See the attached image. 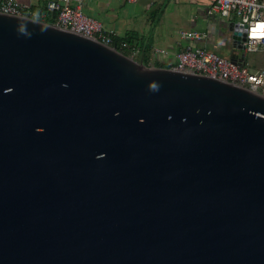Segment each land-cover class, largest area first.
I'll use <instances>...</instances> for the list:
<instances>
[{
    "label": "water",
    "instance_id": "obj_1",
    "mask_svg": "<svg viewBox=\"0 0 264 264\" xmlns=\"http://www.w3.org/2000/svg\"><path fill=\"white\" fill-rule=\"evenodd\" d=\"M0 264H264V96L0 13Z\"/></svg>",
    "mask_w": 264,
    "mask_h": 264
},
{
    "label": "crops",
    "instance_id": "obj_2",
    "mask_svg": "<svg viewBox=\"0 0 264 264\" xmlns=\"http://www.w3.org/2000/svg\"><path fill=\"white\" fill-rule=\"evenodd\" d=\"M12 1L30 7L42 22L51 23L54 19L45 9L48 0ZM78 2L85 15L127 45L122 53L147 66L174 67L176 54L184 45L179 36L184 30L206 34L195 45L226 58L241 55L233 47L229 32V23L237 18L209 13L210 0H138L130 7L125 0H73L72 4Z\"/></svg>",
    "mask_w": 264,
    "mask_h": 264
},
{
    "label": "built area",
    "instance_id": "obj_3",
    "mask_svg": "<svg viewBox=\"0 0 264 264\" xmlns=\"http://www.w3.org/2000/svg\"><path fill=\"white\" fill-rule=\"evenodd\" d=\"M72 1L46 2V11L54 16L51 24L115 47L112 32L104 29L97 20L85 15L80 2L72 4ZM125 1L134 4L138 0ZM208 12L224 17L232 15L237 18L236 23L245 27L244 41L241 43L243 50L237 49L241 55L236 59L226 58L195 45L206 34L200 30H184L179 34L184 45L176 54V64L171 68L217 79L264 96V67L251 69L245 63L249 53L260 54L264 62V27H261L264 26V0H210ZM0 13L26 16L40 21L37 13L30 7L12 0H0ZM125 48L127 45L121 43L120 49Z\"/></svg>",
    "mask_w": 264,
    "mask_h": 264
},
{
    "label": "rangeland",
    "instance_id": "obj_4",
    "mask_svg": "<svg viewBox=\"0 0 264 264\" xmlns=\"http://www.w3.org/2000/svg\"><path fill=\"white\" fill-rule=\"evenodd\" d=\"M133 4H128L130 7ZM246 65L251 69H259L264 67V62L262 61V56L257 53H249L245 58Z\"/></svg>",
    "mask_w": 264,
    "mask_h": 264
},
{
    "label": "clouds",
    "instance_id": "obj_5",
    "mask_svg": "<svg viewBox=\"0 0 264 264\" xmlns=\"http://www.w3.org/2000/svg\"><path fill=\"white\" fill-rule=\"evenodd\" d=\"M19 32L21 34L25 35V36H28L29 35V33L26 31L25 25L20 27ZM64 86L66 87V85H64ZM159 87H160V85H158L155 82L150 85L151 90L154 91V92L155 91H158L159 90Z\"/></svg>",
    "mask_w": 264,
    "mask_h": 264
},
{
    "label": "trees",
    "instance_id": "obj_6",
    "mask_svg": "<svg viewBox=\"0 0 264 264\" xmlns=\"http://www.w3.org/2000/svg\"><path fill=\"white\" fill-rule=\"evenodd\" d=\"M52 21H53V19H52ZM120 41H121V39H117V38L113 37V46H115L119 50H121L120 49V44L122 43V42L120 43Z\"/></svg>",
    "mask_w": 264,
    "mask_h": 264
},
{
    "label": "snow or ice",
    "instance_id": "obj_7",
    "mask_svg": "<svg viewBox=\"0 0 264 264\" xmlns=\"http://www.w3.org/2000/svg\"><path fill=\"white\" fill-rule=\"evenodd\" d=\"M261 27H264V26H261Z\"/></svg>",
    "mask_w": 264,
    "mask_h": 264
}]
</instances>
